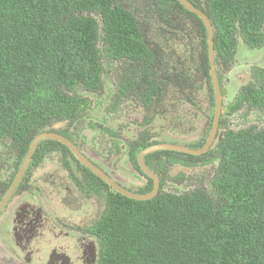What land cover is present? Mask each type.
Returning a JSON list of instances; mask_svg holds the SVG:
<instances>
[{
	"label": "trees",
	"instance_id": "obj_1",
	"mask_svg": "<svg viewBox=\"0 0 264 264\" xmlns=\"http://www.w3.org/2000/svg\"><path fill=\"white\" fill-rule=\"evenodd\" d=\"M138 1L0 0V140L25 155L35 137L57 132L50 128L54 123L75 120L88 106L87 99L75 92L101 88L103 57L137 69L123 83L122 94L134 87L146 105L160 98L162 87L152 71L154 57L141 28L153 21L155 13L168 23V12L173 10L198 23L200 50L189 59L200 78L207 80L215 106L203 22L177 0H144L139 5ZM191 2L214 29L219 80L220 70L231 67L239 38L250 49L264 46V0H202L203 6L201 1ZM135 13L146 14L145 21L140 22ZM184 79L189 81L185 73L174 76V80ZM189 84L187 89L194 91ZM244 108L264 115V67L254 69L225 114ZM220 127H224V114ZM42 143L71 153L58 141ZM156 144L140 138L130 146L134 166L147 178L137 194L153 190L137 158ZM164 158L171 165L194 166L210 160L218 161V166L207 188L177 195L162 189ZM145 163L159 177L161 190L146 201L110 191L106 212L95 227L98 264H264V129H225L202 156L158 151L147 155ZM82 169L110 189L89 169Z\"/></svg>",
	"mask_w": 264,
	"mask_h": 264
},
{
	"label": "rangeland",
	"instance_id": "obj_2",
	"mask_svg": "<svg viewBox=\"0 0 264 264\" xmlns=\"http://www.w3.org/2000/svg\"><path fill=\"white\" fill-rule=\"evenodd\" d=\"M146 14L140 16L141 22ZM154 20V18H153ZM175 21L186 29H192V23L183 13H179ZM151 22L150 24H152ZM147 25V24H146ZM148 26V25H147ZM142 26L143 39L149 48L157 50L159 70L153 71L154 77L162 87L160 98L146 105L141 92L134 87L126 94L121 87L126 79L137 72L135 67L122 61H110L102 58L104 67L101 88L79 90L76 95L87 99V108L73 121L54 123L53 130L71 131L75 143L83 153L97 162L108 160L119 165L124 186L137 191L146 184V179L137 181L139 172L128 164L130 146L140 138L156 141L160 144H175L194 149L207 141L210 134L215 107L212 106L207 80H203L196 71V64L190 61L189 53L197 55V43L200 40L196 31H189L191 46L183 34H170L156 23ZM163 39L158 35H163ZM193 32V33H191ZM102 47V44H100ZM170 61H168V58ZM264 67V46L250 49L241 38L238 39L236 55L230 71H220L219 86L223 96L224 127L219 128L218 135L225 129L234 131L254 127L264 129V115L258 110H243L227 116L226 107L232 103L239 90L248 84L255 68ZM218 70V68H217ZM219 71V70H218ZM185 73L188 80H174V76ZM192 83L194 91L187 89ZM190 85V84H189ZM86 131L91 132L92 142L85 138ZM84 136V137H83ZM0 142V155L8 154V147ZM6 150V152H5ZM5 152V153H4ZM165 169L161 174L165 181L164 192L182 195L196 187L207 188L218 166V161H202L194 166L174 164L165 161ZM142 176V175H140ZM135 177V178H134ZM143 177V176H142Z\"/></svg>",
	"mask_w": 264,
	"mask_h": 264
},
{
	"label": "flooded vegetation",
	"instance_id": "obj_3",
	"mask_svg": "<svg viewBox=\"0 0 264 264\" xmlns=\"http://www.w3.org/2000/svg\"><path fill=\"white\" fill-rule=\"evenodd\" d=\"M188 1L193 5L191 1L195 2L196 0ZM141 3H145V1L139 0L137 2L138 5ZM198 3L203 6L202 0H198ZM126 6L130 8L127 3ZM180 12L181 10L168 12V23L161 21V18L155 13L154 20L151 21L153 23L150 24V22L147 25L151 27L156 20L160 28L164 27L165 30H170L172 32L170 34H183L187 39V46L190 47L192 42L189 31L192 29L188 30L175 21ZM135 14L137 16V13ZM183 14L192 21L188 24L193 25L192 31H200L196 19ZM138 16L137 18L141 22L140 16ZM141 30L143 31V28ZM165 34V32L163 35L159 34L158 38L163 39ZM198 43L196 49L200 50ZM149 49L152 57H154L155 68L152 71L159 70L157 64L159 65L158 60L161 59H158V56L162 55H158L157 50ZM191 53L192 49L190 48L189 55ZM171 57L168 58V61ZM230 68L226 72L230 71ZM217 77L219 78L218 74ZM219 128H221L220 125ZM51 130L53 129L51 128ZM53 131L57 132L48 133H56L71 141L89 162L118 186L130 192H136L124 186L120 176L121 173L125 174V172L119 168V165L111 164L108 160L97 162L86 156L75 143V136L70 133L71 131L67 129ZM218 132L215 143L222 136L218 135ZM85 138L92 142V139L89 140L86 134ZM0 142L8 147V154L0 155V207L9 195L8 201L4 203L0 211V264H98L100 243L95 227L106 212L105 201L108 194L115 190L91 170L110 188L109 190L86 173L82 169L84 165L70 150L71 153H68L54 145L43 144L44 142L38 144L22 173L32 142L29 144L25 155L18 154L17 150L14 152L9 146V142L2 140ZM40 144L43 145L40 147ZM128 156V164H131L132 169L138 171L130 154ZM163 168H165V164ZM21 173V177L17 180ZM139 174L142 175L140 172ZM140 175L138 178H134L137 181L145 178L147 184V178ZM147 177L151 179L149 176Z\"/></svg>",
	"mask_w": 264,
	"mask_h": 264
},
{
	"label": "water",
	"instance_id": "obj_4",
	"mask_svg": "<svg viewBox=\"0 0 264 264\" xmlns=\"http://www.w3.org/2000/svg\"><path fill=\"white\" fill-rule=\"evenodd\" d=\"M187 11L195 14L198 16L201 21L204 23L207 34H208V53H209V61H210V76L212 79V85L215 95V111H214V119L212 128L210 131V135L205 143V145L201 149H191L185 146L175 145V144H156L153 146H150L143 151H141L138 155V164L141 168V170L149 176L153 182H154V188L153 190L145 195L136 194L133 192H130L120 186H118L116 183H114L109 177H107L105 174H103L101 171H99L91 162H89L76 148L75 145L66 138L62 137L61 135H58L56 133H43L39 136H37L34 141L32 142V145L30 147L29 153H28V159L23 165L22 173L24 172L25 168L27 167L29 163V159L33 156L34 151L38 144L45 140H54L58 141L61 144L65 145L72 153L76 156V158L81 162L82 165H84L86 168L94 172L97 176H100L105 182H107L115 191L120 193L121 195L137 201H146L153 199L156 197L160 192V180L159 178L146 166L145 164V157L148 154L157 152V151H171V152H178L183 153L187 155L192 156H202L206 154L214 145L215 139L217 136V132L219 129L220 121H221V115H222V108H223V96L221 94V90L218 83V77H217V67L215 63V52H214V29L212 27L211 21L208 19V17L199 9H197L195 6H193L188 0H177ZM86 136L89 138V140L92 139L91 133L87 132L85 133ZM22 173L19 175L18 179L21 177ZM9 199V195L4 199V203H6ZM1 205L0 211L3 207Z\"/></svg>",
	"mask_w": 264,
	"mask_h": 264
},
{
	"label": "clouds",
	"instance_id": "obj_5",
	"mask_svg": "<svg viewBox=\"0 0 264 264\" xmlns=\"http://www.w3.org/2000/svg\"><path fill=\"white\" fill-rule=\"evenodd\" d=\"M212 80V79H211ZM218 83H219V78H218ZM220 87V86H219ZM214 91V90H213ZM238 94V93H237ZM215 107V106H214ZM223 109V108H222ZM222 115H223V111H222ZM222 115H221V118H222ZM221 122V121H220ZM87 132H89V131H86V133ZM89 133H91V132H89ZM158 144H160V143H158ZM195 150H197V149H195ZM138 159V158H137ZM143 172V171H142ZM144 173V172H143ZM145 174V173H144ZM158 177V176H157ZM159 178V177H158ZM160 180V179H159Z\"/></svg>",
	"mask_w": 264,
	"mask_h": 264
}]
</instances>
